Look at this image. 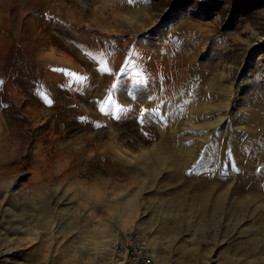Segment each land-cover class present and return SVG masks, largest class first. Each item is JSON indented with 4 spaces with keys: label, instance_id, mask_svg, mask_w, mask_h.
<instances>
[{
    "label": "rangeland",
    "instance_id": "rangeland-1",
    "mask_svg": "<svg viewBox=\"0 0 264 264\" xmlns=\"http://www.w3.org/2000/svg\"><path fill=\"white\" fill-rule=\"evenodd\" d=\"M168 1L0 0V264H264V2Z\"/></svg>",
    "mask_w": 264,
    "mask_h": 264
},
{
    "label": "built area",
    "instance_id": "built-area-1",
    "mask_svg": "<svg viewBox=\"0 0 264 264\" xmlns=\"http://www.w3.org/2000/svg\"><path fill=\"white\" fill-rule=\"evenodd\" d=\"M113 247L116 264H153L147 241L136 232L122 235Z\"/></svg>",
    "mask_w": 264,
    "mask_h": 264
},
{
    "label": "trees",
    "instance_id": "trees-1",
    "mask_svg": "<svg viewBox=\"0 0 264 264\" xmlns=\"http://www.w3.org/2000/svg\"><path fill=\"white\" fill-rule=\"evenodd\" d=\"M226 1L232 2V7L238 9L240 6L244 5L246 7H251L253 5L257 6L264 0H169L168 7L165 12L164 17L170 16L172 13L178 11L179 9H185L194 15H202L211 10L218 9ZM234 13V12H233ZM230 16L232 18L233 15Z\"/></svg>",
    "mask_w": 264,
    "mask_h": 264
},
{
    "label": "snow or ice",
    "instance_id": "snow-or-ice-1",
    "mask_svg": "<svg viewBox=\"0 0 264 264\" xmlns=\"http://www.w3.org/2000/svg\"><path fill=\"white\" fill-rule=\"evenodd\" d=\"M131 68H132L131 62H127V67H121L119 69V72L116 73V75H120L121 73H127L128 75H133V73L130 71ZM102 70L105 72L108 71L107 68H103V67H102ZM71 75H75V73H71ZM112 87L115 88L116 84H113ZM112 103H113V101L111 99V96L107 97L104 101H101V109L100 110L101 111L104 110V108H103L104 104H112Z\"/></svg>",
    "mask_w": 264,
    "mask_h": 264
},
{
    "label": "bare ground",
    "instance_id": "bare-ground-1",
    "mask_svg": "<svg viewBox=\"0 0 264 264\" xmlns=\"http://www.w3.org/2000/svg\"><path fill=\"white\" fill-rule=\"evenodd\" d=\"M165 156H163V155H159L157 158V160H165L167 157H165ZM243 181V180H242ZM244 182V181H243ZM205 199H206V197H205ZM216 204V203H215ZM219 204H216L215 206H213L216 210L219 208Z\"/></svg>",
    "mask_w": 264,
    "mask_h": 264
}]
</instances>
